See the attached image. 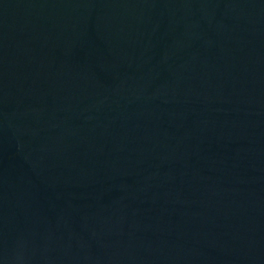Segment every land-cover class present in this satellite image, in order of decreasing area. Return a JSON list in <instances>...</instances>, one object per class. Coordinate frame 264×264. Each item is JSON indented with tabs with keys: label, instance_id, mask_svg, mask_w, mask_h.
I'll list each match as a JSON object with an SVG mask.
<instances>
[{
	"label": "water",
	"instance_id": "water-1",
	"mask_svg": "<svg viewBox=\"0 0 264 264\" xmlns=\"http://www.w3.org/2000/svg\"><path fill=\"white\" fill-rule=\"evenodd\" d=\"M0 264H264V0H0Z\"/></svg>",
	"mask_w": 264,
	"mask_h": 264
}]
</instances>
